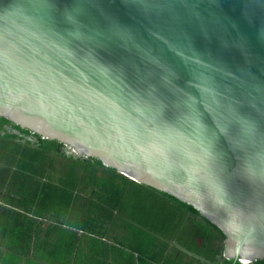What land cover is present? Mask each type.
I'll return each mask as SVG.
<instances>
[{
  "label": "water",
  "instance_id": "water-1",
  "mask_svg": "<svg viewBox=\"0 0 264 264\" xmlns=\"http://www.w3.org/2000/svg\"><path fill=\"white\" fill-rule=\"evenodd\" d=\"M0 117L264 261V0H0Z\"/></svg>",
  "mask_w": 264,
  "mask_h": 264
},
{
  "label": "trees",
  "instance_id": "trees-1",
  "mask_svg": "<svg viewBox=\"0 0 264 264\" xmlns=\"http://www.w3.org/2000/svg\"><path fill=\"white\" fill-rule=\"evenodd\" d=\"M2 190L17 210L0 207V241L13 217L45 213V252L0 250L24 264H240L222 257V233L192 206L0 117ZM30 227V241L40 238Z\"/></svg>",
  "mask_w": 264,
  "mask_h": 264
},
{
  "label": "crops",
  "instance_id": "crops-1",
  "mask_svg": "<svg viewBox=\"0 0 264 264\" xmlns=\"http://www.w3.org/2000/svg\"><path fill=\"white\" fill-rule=\"evenodd\" d=\"M6 191L2 190L0 193V207L9 208L11 206L6 201L2 200V197L5 196ZM12 205L14 202L12 201ZM11 209L17 210L15 207L11 206ZM44 212V211H42ZM24 214V213H21ZM45 213L42 216H39V219L35 217H30V215L26 216H15L10 221V225L12 226L11 230H8L9 237L3 238L0 241V250L6 251L15 248L19 244L23 251H27L30 249V246H36L38 249H42L44 252L49 246H45V239H46V221H45ZM6 217V212L0 208V219H4ZM32 218V219H31ZM30 219L32 222H30ZM30 223H32L33 228L37 227V231L40 235V238H33L30 241V234H31V227ZM29 225V227H28ZM17 259H21L20 257ZM14 257L10 256L8 253L2 254L0 256V264H24L23 261H19ZM27 259V258H26ZM29 264H41L40 261H29Z\"/></svg>",
  "mask_w": 264,
  "mask_h": 264
},
{
  "label": "rangeland",
  "instance_id": "rangeland-1",
  "mask_svg": "<svg viewBox=\"0 0 264 264\" xmlns=\"http://www.w3.org/2000/svg\"><path fill=\"white\" fill-rule=\"evenodd\" d=\"M139 262H143V263H141V264H148L147 262H145V260H139Z\"/></svg>",
  "mask_w": 264,
  "mask_h": 264
}]
</instances>
